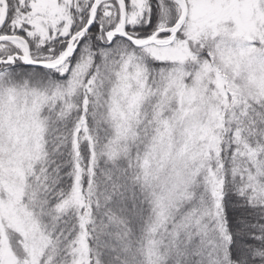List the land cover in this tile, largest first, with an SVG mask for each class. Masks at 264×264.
Returning <instances> with one entry per match:
<instances>
[{
    "label": "snow or ice",
    "instance_id": "1",
    "mask_svg": "<svg viewBox=\"0 0 264 264\" xmlns=\"http://www.w3.org/2000/svg\"><path fill=\"white\" fill-rule=\"evenodd\" d=\"M0 264H264V0H0Z\"/></svg>",
    "mask_w": 264,
    "mask_h": 264
}]
</instances>
